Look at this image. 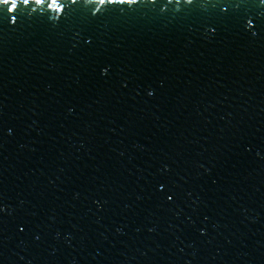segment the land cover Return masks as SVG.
Returning <instances> with one entry per match:
<instances>
[{
	"label": "water",
	"instance_id": "1",
	"mask_svg": "<svg viewBox=\"0 0 264 264\" xmlns=\"http://www.w3.org/2000/svg\"><path fill=\"white\" fill-rule=\"evenodd\" d=\"M0 3V264H264V0Z\"/></svg>",
	"mask_w": 264,
	"mask_h": 264
},
{
	"label": "snow or ice",
	"instance_id": "2",
	"mask_svg": "<svg viewBox=\"0 0 264 264\" xmlns=\"http://www.w3.org/2000/svg\"><path fill=\"white\" fill-rule=\"evenodd\" d=\"M24 3H28L29 0H23ZM103 2V0H102ZM0 3H10L11 6L10 8L8 9V11H11V12H14L16 7H17V3H16V0H0ZM52 3L55 4L56 3V0H52Z\"/></svg>",
	"mask_w": 264,
	"mask_h": 264
}]
</instances>
